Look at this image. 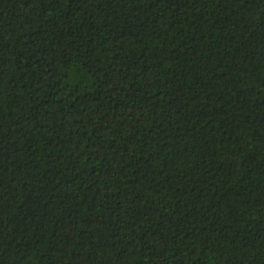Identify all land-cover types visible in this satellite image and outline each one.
<instances>
[{
	"label": "trees",
	"instance_id": "16d2710c",
	"mask_svg": "<svg viewBox=\"0 0 264 264\" xmlns=\"http://www.w3.org/2000/svg\"><path fill=\"white\" fill-rule=\"evenodd\" d=\"M0 264H264V0H0Z\"/></svg>",
	"mask_w": 264,
	"mask_h": 264
}]
</instances>
